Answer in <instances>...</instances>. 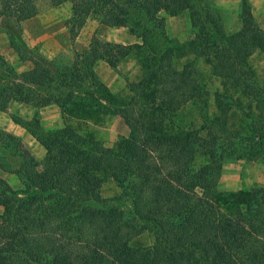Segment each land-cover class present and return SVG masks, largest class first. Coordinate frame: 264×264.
Listing matches in <instances>:
<instances>
[{"label": "trees", "instance_id": "1", "mask_svg": "<svg viewBox=\"0 0 264 264\" xmlns=\"http://www.w3.org/2000/svg\"><path fill=\"white\" fill-rule=\"evenodd\" d=\"M66 1L74 9L66 21L72 39L93 18L129 28L140 42L93 35L66 65L26 46L21 23L33 12L24 0H0L12 48L33 63L18 72L0 54V111L17 100L56 104L63 117L119 113L134 121V133L110 147L67 122L45 129L38 112L31 119L12 114L48 152L38 169L21 139L0 130V169L21 182L15 188L0 177V264H264V185L219 187L225 162L253 160V153L264 162V78L250 64L264 54V29L249 0H241V27L233 32L201 0H51ZM185 11L193 58L178 68L160 13ZM130 57L139 75L126 79L131 95L118 102L94 63L117 69ZM204 67L220 80L214 93ZM235 108L244 116L237 124ZM108 178L121 189L113 198L101 193ZM123 200L128 211L114 203ZM149 224L158 231L155 243L133 244Z\"/></svg>", "mask_w": 264, "mask_h": 264}, {"label": "rangeland", "instance_id": "2", "mask_svg": "<svg viewBox=\"0 0 264 264\" xmlns=\"http://www.w3.org/2000/svg\"><path fill=\"white\" fill-rule=\"evenodd\" d=\"M24 1L33 12V17L21 23L23 38L26 46L37 55H42L50 60H61L65 62L66 65H69L74 61L76 51H85L88 49L93 35H98L102 40H112L113 43L118 41L121 42L120 44L126 45L133 43V39H131L130 36L132 33L129 28H106L93 18H89L86 21L87 24L80 30L79 35H77L75 39H72L66 26V21L73 15L74 11L73 5L70 2L66 1L55 5L51 0ZM240 2L241 0H201V3L206 8L210 9L215 16L221 18L228 32L236 31L241 27L239 17ZM249 2L257 22L264 29V0H249ZM160 17H164L166 20V31L172 41V46H174L173 63L176 67L182 68L193 58L189 52V42L194 37L189 12L185 11L176 16L161 12ZM1 20L0 54L8 60L18 72L31 69L33 63L27 59L22 60L10 44L9 37L5 32L9 20ZM136 38L139 39L138 37ZM137 42H140V39ZM250 64L258 74L259 79L262 80L264 78V54H255L250 58ZM98 69V71H105L101 67ZM117 71L120 76L118 77L119 79H113L107 76V82L110 83L113 89L117 87L118 92L114 96L117 97L119 102L128 95H131L128 91L129 88L126 79H136L139 75V66L136 60L130 57L120 62ZM202 71L204 73V80L212 93L221 89L220 80L212 75L209 68L204 67ZM214 101L215 99L212 97L210 101V113L216 110L213 104ZM242 106L246 109L248 104L242 103ZM41 109L42 107L37 109L39 114ZM44 110L45 119L41 120L45 129H57L64 126L67 122L68 125L79 128L82 132H89L94 136L96 135L106 146L110 147H115L117 143L123 139H129L135 129L133 120L129 122L124 116L116 113H110L108 116L104 117L98 114L92 118L74 114L71 116L65 115L63 118L62 113L57 107ZM233 113H235V116H233L232 122L235 124L241 122L244 117L241 111L235 108ZM40 146L42 145L40 144L39 147H32L31 150V152H46L42 158H33V164L36 165L38 169L42 168L41 163L44 161L48 152L44 146ZM249 152L253 151H247L246 154L248 156L250 155ZM256 152H259V150ZM253 154L250 156H257L256 158L254 157L253 160L240 159L225 162L220 180V189L225 191H238L252 186L264 185V162L261 161L260 155ZM197 160L199 163L206 161V159L202 157ZM11 161L15 163V166L17 165L15 160ZM4 175L9 179V183H11L13 187H21V182L16 174L8 172L4 173ZM120 191V187L113 178L104 180L101 193L105 198H113ZM197 192L200 194L201 190L197 189ZM114 203H117L119 206L121 205L126 211L131 209V205L128 201H114ZM0 211L1 217L3 207ZM157 235V229L149 224L146 231L139 235L133 241V244L143 246L152 245L155 243Z\"/></svg>", "mask_w": 264, "mask_h": 264}, {"label": "crops", "instance_id": "3", "mask_svg": "<svg viewBox=\"0 0 264 264\" xmlns=\"http://www.w3.org/2000/svg\"><path fill=\"white\" fill-rule=\"evenodd\" d=\"M100 24H102V23H100ZM102 26L106 27V28H111V29L121 28V27H110V26H107L105 24H102ZM132 35L130 34L131 39H133V43H136L137 41H139V39H137L135 35H133V38H132ZM103 41H105V42H110L111 41L112 42V40H109V39H104ZM116 43L120 44L121 42L118 41ZM99 67H101L105 71H103V72L101 70L98 71ZM94 70H95L96 73L97 72L99 73V74L97 73L98 76L102 80V83L108 88V90L113 95H116V93L118 92L117 87L114 88L115 90L112 88L110 83L107 82V76H110L113 79H115V78L117 79L118 77H120L118 75L117 69L113 68L107 61L99 59V60H97L94 63ZM55 105L56 104H54V105L51 104V105L45 106V108L42 107V109L40 110V114H39L41 119H45L44 118V113H45L44 109H49V108L51 109V107L52 108H56L57 107V108H59V110L61 112L60 107L58 105H56V106ZM37 109H38L37 107H35V106L31 105V104H27L25 102H20V101H17V100L10 101L9 104H8V110L7 111H0V130H4V131H6L8 133H12V134L16 135L17 137H19L21 139V141L24 143V145L28 148V150L30 151V154L32 155L33 158H35V157L36 158H42V156L44 157L46 152H31L32 147H36V146L39 147V145H40L39 142L36 140V138L32 134H30L26 128H24L22 125L16 123L12 119V114L19 115V116H21L23 118H26V119H31L37 112L39 113V111H37ZM116 114L121 115L119 113H116ZM99 115L102 116V117L108 116V114H99ZM40 147H42V146H40ZM4 173H8V172L3 170V169H0V177L4 178L5 180H7L9 182V179L6 178ZM2 207L3 206L0 205V209ZM1 211H0V213H1Z\"/></svg>", "mask_w": 264, "mask_h": 264}]
</instances>
